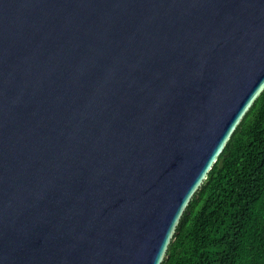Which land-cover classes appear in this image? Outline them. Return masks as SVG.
I'll return each mask as SVG.
<instances>
[{"label": "water", "instance_id": "water-1", "mask_svg": "<svg viewBox=\"0 0 264 264\" xmlns=\"http://www.w3.org/2000/svg\"><path fill=\"white\" fill-rule=\"evenodd\" d=\"M264 91V0H0V264H161Z\"/></svg>", "mask_w": 264, "mask_h": 264}, {"label": "trees", "instance_id": "trees-1", "mask_svg": "<svg viewBox=\"0 0 264 264\" xmlns=\"http://www.w3.org/2000/svg\"><path fill=\"white\" fill-rule=\"evenodd\" d=\"M161 264H264V91L191 198Z\"/></svg>", "mask_w": 264, "mask_h": 264}]
</instances>
